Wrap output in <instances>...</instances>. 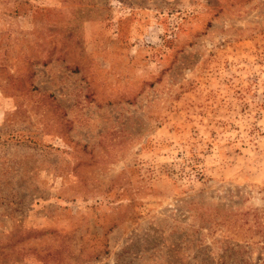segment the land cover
Returning a JSON list of instances; mask_svg holds the SVG:
<instances>
[{"label":"rangeland","instance_id":"obj_1","mask_svg":"<svg viewBox=\"0 0 264 264\" xmlns=\"http://www.w3.org/2000/svg\"><path fill=\"white\" fill-rule=\"evenodd\" d=\"M0 264H264V0H0Z\"/></svg>","mask_w":264,"mask_h":264}]
</instances>
